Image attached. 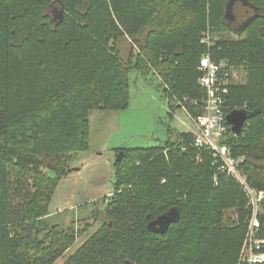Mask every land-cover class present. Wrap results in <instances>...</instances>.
Returning a JSON list of instances; mask_svg holds the SVG:
<instances>
[{
	"label": "trees",
	"instance_id": "trees-1",
	"mask_svg": "<svg viewBox=\"0 0 264 264\" xmlns=\"http://www.w3.org/2000/svg\"><path fill=\"white\" fill-rule=\"evenodd\" d=\"M232 1L0 0V264H55L74 246L78 231L54 224L50 206L74 155L90 149L91 114L129 107L132 71H155L172 100L202 103L209 28L245 36L217 42L216 58L248 65V85H232L228 104L255 116L230 146L264 190V0H237L258 10L240 29L227 17ZM168 134L163 146L117 149L113 197L88 216L102 226L64 264H240L246 193L227 176L215 185L211 154L192 134ZM171 210L177 221L153 232ZM261 222L264 238V214Z\"/></svg>",
	"mask_w": 264,
	"mask_h": 264
},
{
	"label": "rangeland",
	"instance_id": "rangeland-1",
	"mask_svg": "<svg viewBox=\"0 0 264 264\" xmlns=\"http://www.w3.org/2000/svg\"><path fill=\"white\" fill-rule=\"evenodd\" d=\"M236 1L233 5L237 7ZM54 16V15H53ZM238 37L235 33L217 34V40L226 41L228 43L236 42L244 39ZM120 49L125 60L128 59L132 45L130 39L127 37L120 40ZM134 53H138V49L134 46ZM228 65L226 60H220ZM232 66V65H230ZM236 67V75L234 76L235 86H247L248 85V65H234ZM153 71V70H152ZM138 72L132 71L130 74V105L123 111H102L101 114H95L91 116V126L93 127V133L91 135L90 128V151L92 154L100 153L107 158L112 159V163L108 168H105L104 173L111 180L114 175L113 162L116 160V151L125 147L126 149H148L152 147H159L165 145L169 140L168 130L178 129L179 131H188L186 126H183V122L190 123L186 113L178 108L176 111V121L171 119V110L169 102L172 101V97L164 91V83L161 78L153 72ZM98 117V122L95 119ZM96 127V129H95ZM87 152V151H84ZM74 155L72 161V171L75 166L78 156L81 153ZM111 153V155H109ZM71 171V172H72ZM61 183V182H60ZM60 186V184H59ZM58 186V188H59ZM113 187V185H112ZM57 188V190H58ZM105 188V187H104ZM98 194L97 199L92 203L84 205L81 209L67 210L60 215L52 217V222L55 224H62V228H68L75 226L78 231L77 241L74 246L55 264H64L68 257L74 254L93 234H95L102 226V221L88 217L90 213L96 211V209H104V205L101 204L104 198L111 199L113 197V188H107ZM92 196V195H91ZM89 196V198L91 197ZM97 208L95 205L98 204ZM234 218H237L235 214L229 212ZM86 217V218H85ZM103 220L106 216L103 214L101 217ZM86 225H89L88 231ZM241 254V253H240ZM241 258L239 259V261ZM240 264H242L240 262Z\"/></svg>",
	"mask_w": 264,
	"mask_h": 264
},
{
	"label": "built area",
	"instance_id": "built-area-1",
	"mask_svg": "<svg viewBox=\"0 0 264 264\" xmlns=\"http://www.w3.org/2000/svg\"><path fill=\"white\" fill-rule=\"evenodd\" d=\"M217 35L212 29L204 32L201 43L204 52L201 56L198 70L201 73L199 85L205 93L202 103L196 100H172L174 108L182 109L189 117L194 130L193 145L197 149L209 152L212 157L214 183L220 184L223 176L234 179L248 197V208L251 215L248 218L247 234L240 254L242 264H264V238L261 216L264 214V190H257L248 181L244 168L245 157H236L230 142L240 134L232 130L227 117L233 111H248L247 106L231 108L228 104L230 87L235 84L236 67L218 61L216 52ZM162 80V79H161ZM163 81V80H162ZM164 83V88L170 90ZM188 105L195 108L190 112ZM245 127V126H244Z\"/></svg>",
	"mask_w": 264,
	"mask_h": 264
},
{
	"label": "crops",
	"instance_id": "crops-1",
	"mask_svg": "<svg viewBox=\"0 0 264 264\" xmlns=\"http://www.w3.org/2000/svg\"><path fill=\"white\" fill-rule=\"evenodd\" d=\"M152 72L155 73V71ZM175 108H170L172 111L170 114L172 121H176L177 110H175ZM94 113L98 115L101 114L102 111H95L91 116H94ZM95 119L98 122L97 116H95ZM183 126L188 128V131L183 132L192 134L194 127L191 121L186 124L183 122ZM90 128L92 135L93 127L91 126ZM173 130L181 132L177 128H173ZM109 155H111V153ZM111 163L112 159L105 157L103 154H92L90 151L81 153L73 167V171L61 181L50 206V215L54 217L67 210L81 209L84 205L95 201V199H97L95 197H97L98 194L105 192L104 190L107 188H113L111 175L109 178L103 171L105 168H108ZM89 196L91 197L89 198Z\"/></svg>",
	"mask_w": 264,
	"mask_h": 264
},
{
	"label": "water",
	"instance_id": "water-1",
	"mask_svg": "<svg viewBox=\"0 0 264 264\" xmlns=\"http://www.w3.org/2000/svg\"><path fill=\"white\" fill-rule=\"evenodd\" d=\"M237 0H233L229 6L227 11V17L229 19V16L232 13L233 5ZM241 1V0H240ZM248 6V5H247ZM254 11H258L257 9L251 7ZM253 18H251L248 22H250ZM247 22V23H248ZM255 116L254 113H250L248 111H233L230 113L227 117L228 123L232 126V130L236 134H241L245 124L253 117ZM123 158V154H119L115 160V163L121 161ZM178 219V213L175 210H171L169 213L159 217L157 220L151 222L149 225V228L159 234H165L170 227L171 224L175 223ZM124 264H132L130 262H125Z\"/></svg>",
	"mask_w": 264,
	"mask_h": 264
},
{
	"label": "flooded vegetation",
	"instance_id": "flooded-vegetation-1",
	"mask_svg": "<svg viewBox=\"0 0 264 264\" xmlns=\"http://www.w3.org/2000/svg\"><path fill=\"white\" fill-rule=\"evenodd\" d=\"M238 5V10L236 11L237 7L234 8L229 16L230 25L236 29L243 27L256 14L252 8L245 7L242 2L238 1Z\"/></svg>",
	"mask_w": 264,
	"mask_h": 264
}]
</instances>
